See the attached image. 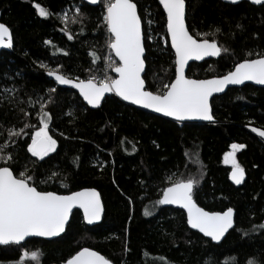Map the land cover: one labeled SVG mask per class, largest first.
<instances>
[{"label":"trees","instance_id":"trees-1","mask_svg":"<svg viewBox=\"0 0 264 264\" xmlns=\"http://www.w3.org/2000/svg\"><path fill=\"white\" fill-rule=\"evenodd\" d=\"M134 1L144 32L151 36L145 39L144 78L148 89L156 91L175 77L166 16L158 0ZM186 1L191 33L197 38L207 33L204 37L228 49L218 59L192 64L190 77L224 75L245 58L264 54V4ZM37 4L51 15L41 17ZM76 7L82 23L72 22ZM104 12L103 0L98 6L83 0H0V21L13 34V49L0 53V144L8 145L15 166L34 175L41 190L65 194L95 187L105 205L97 225H87L76 210L57 239L0 246V264H64L84 246L114 264H264V143L247 128L264 129V87L247 84L215 97L211 123L178 122L116 95L91 109L75 90L59 87L46 73L114 78L106 59L116 60L106 44ZM41 103L57 140L56 151L43 160L27 151L41 126ZM21 128L26 134L9 137L10 130ZM234 143L245 145L236 157L247 178L238 187L230 182V166L224 162ZM188 178L199 181L194 188L199 205L236 211L235 227L219 244L191 230L185 212L158 203L167 186ZM26 251L38 252V260L22 261Z\"/></svg>","mask_w":264,"mask_h":264},{"label":"snow or ice","instance_id":"snow-or-ice-1","mask_svg":"<svg viewBox=\"0 0 264 264\" xmlns=\"http://www.w3.org/2000/svg\"><path fill=\"white\" fill-rule=\"evenodd\" d=\"M237 2L238 0H232V3ZM252 2L262 4L264 0ZM90 3L95 4L97 0H90ZM159 4L167 13V33L171 38V48L175 50V78L163 84L162 88L148 90L149 86H146L142 77V73L147 74L144 41L150 40L151 36L142 31V17L138 14V6L134 0H103L105 12L102 22L108 34L106 44L117 58L115 61L111 56L106 59L110 62L109 67L117 74L115 78L105 73L102 79L90 76L86 80L77 78L74 81L55 71H49L48 75L53 76L61 85H71L78 89L83 99L94 107L100 105L106 93L114 92L125 101L153 109L176 120L200 118L211 121L213 116L210 98L214 93H221L229 85H240L246 81L264 85V54L258 55V58H245L222 76L211 79L188 78L185 75V65L189 60L220 56L222 51L227 52L228 49L218 46L216 40L201 39L190 34L186 26V0H159ZM35 7L41 17L51 15L39 4ZM81 17L80 8L76 7L72 22L82 23ZM62 18L68 20L66 12ZM147 23L150 25L151 21ZM220 31V28L215 30L216 33ZM72 38L68 34V39ZM0 47H13L10 29L4 23H0ZM92 55L95 57V52ZM41 67L46 66L41 64ZM45 107V103L40 104L42 126L32 134L31 143L27 146V151L41 160L57 148V140L49 134L51 116L44 111ZM252 130L257 131L255 128ZM22 134H26L23 128L8 132L10 138ZM258 134L264 137V131H259ZM231 147L233 151L226 153L225 163L232 164L231 179L240 185L245 178V169L236 161L235 151L245 145L234 143ZM7 148V144H0V246L20 245L32 236H58L65 231L74 208L83 210V217L89 224L101 219L104 207L100 193L95 188L69 194L41 190L34 175L27 170H18L14 157ZM198 183L193 178L176 180L163 190V196L158 203L180 205L187 210V224L192 229H198L212 241L220 242L229 229L233 228L234 209L228 207L224 211H208L199 206L194 199V188ZM150 214L145 211V215ZM25 258L36 261L38 252L26 251L21 260ZM64 264H110V261L99 252L85 247L64 261Z\"/></svg>","mask_w":264,"mask_h":264},{"label":"water","instance_id":"water-1","mask_svg":"<svg viewBox=\"0 0 264 264\" xmlns=\"http://www.w3.org/2000/svg\"><path fill=\"white\" fill-rule=\"evenodd\" d=\"M83 1H84L86 4L90 5V6H98V5L100 4V2H101V0H97V3L93 4V3H90V0H83ZM221 1H223V2H225V3H228V4H238V3L242 2V1H248V2H250V3L253 4V5H263V4H264V3H262V4H254V3L252 2V0H238L237 3H232V0H221ZM134 2H135V1H134ZM158 2H159V0H158ZM137 6H138V5H137ZM160 6H161L162 9H163V6H162L161 4H160ZM163 11H164L165 16H166V31H167V13H166V11H165L164 9H163ZM138 14H140V13H139V8H138ZM0 23H3V22L0 21ZM4 24H5V23H4ZM5 25H6V24H5ZM6 26L9 27L8 25H6ZM186 26L188 27V23H187V1H186ZM9 29H10V27H9ZM188 29H189V27H188ZM142 31L144 32V26H143V23H142ZM10 32H11V35H12V38H13V34H12L11 29H10ZM189 32H190V34H192L190 30H189ZM167 36H168V40H169V43H170V46H171V38H170V35H169L168 33H167ZM209 40H210V39H209ZM216 42L218 43V46H220L219 42H218V41H216ZM144 44H145V41H144ZM220 47H221V46H220ZM145 48H146V47H145ZM12 49H13V47H11V48L0 47V53H1L3 50L11 51ZM171 49H172V51H173V53H174V55H175V50H174L173 48H171ZM111 51H112V50H111ZM112 54H113L114 57H115L114 52H112ZM145 55H146V53H145ZM220 56H221V55H220ZM220 56H208V57H205V58L202 59V60H195V59L189 60L188 63L185 65V75H186L188 78H191V79H211V78H213V77H218V76H213V77H209V78H194V77H190V76L188 75V71H189V67H190L192 64H194V63H202V62L207 61V60L218 59ZM257 58H258V57H257ZM115 59H117V58L115 57ZM240 62H242V61H240ZM146 69H147V62L145 61V70H146ZM232 70H233V69H232ZM48 72H49V71H48ZM48 72L46 73L47 76H48L49 78L53 79L59 87H62V88H69V89H73V90H75V91L77 92V94L79 95V97L82 99V101L85 103V105L88 106V107L91 108V109H97V108H100V107L102 106V104L104 103L105 99H106L108 96L116 95L114 92H113V93H106L105 96H104V98L102 99L100 105L94 107V106H92V105H89V104L83 99V97L79 94V90H78V89L72 87L71 85H61V84H59V83L55 80V78H54L53 76H49V75H48ZM55 72H57L58 74L64 75V74L61 73V72H58V71H55ZM113 75H114V78L117 76V74H116L114 71H113ZM224 75H225V74H224ZM64 76H65L66 78H71V77H69V76H67V75H64ZM144 76H145V74L142 73V77H143V78H144ZM220 76H222V75H220ZM174 78H175V77H174ZM71 79H73L74 81L77 80V79H75V78H71ZM144 79H145V78H144ZM81 80H83V79H81ZM247 84H251V85H254V86H257V87H264V85L258 84V83L254 82V81H246L245 83L240 84V85H229V86H227V87L225 88V90H224L223 92H221V93H214V94H213V97L210 98L211 114H212V116H213V120H211V121H209V120H204V119H200V118H192V119H186V120H176V119L173 118V117L165 116V115L162 114V113H157V112H155L153 109H148V108L143 107L142 105H136V104H133V103H131L130 101H125V100H123V99H122L121 97H119L118 95H116V96L119 97L122 101H124V102H126V103H128V104H131V105L136 106V107H138V108H141V109L147 110V111L152 112V113H154V114H157V115H160V116H163V117H166V118H169V119H172V120L178 121V122L211 123V122H214V121H215V117H214V113H213V106H212V101H213V99H214L215 97H217V96H220V95L225 94V93L228 91V89H230V88L243 87L244 85H247ZM146 86H147V84H146ZM148 90H150V89H148ZM247 128H248L253 134H255L258 138H260V139L264 142V137H261V136L258 134L259 131H264L263 128L256 127V126H252V125L247 126ZM253 128L257 129V131L254 132V131L252 130ZM231 173H232V169H231L230 174H229V180H230V182H231L233 185H235V186H237V187H238V186H241V185L245 182V180H246V178H247V174H246V172H245V178H244L243 182H242L240 185H237V184H235V182L231 179ZM169 186H170V185H169ZM169 186H167V187H169ZM86 188H95V187H84V188H81V189H78V190H75V191H80V190H83V189H86ZM95 189L100 193V191H99L97 188H95ZM72 192H74V191H72ZM59 194H64V193H59ZM65 194H69V193H65ZM162 196H163V194H162ZM162 196H161V198H162ZM100 197H101L102 205H103V207H104V212L102 213L101 219H100L99 221H95V222H93V223H91V224H89V223L84 219V217H83L85 223H86L87 225H89V226H94V225L99 224V223L101 222L103 216H104V213H105V205H104V202H103V199H102V195H101V193H100ZM195 201H196V200H195ZM196 202H197V201H196ZM197 204H198V202H197ZM161 205H162V204H161ZM198 205H199V204H198ZM162 206H163V207L178 208V209L182 210L183 212H185V214H186V218H187V210L184 209L183 207H181L180 205H176V204H163ZM199 206H201V205H199ZM201 207H202V206H201ZM203 208H204V207H203ZM233 209H234V208H233ZM76 210H77V211H80V212L82 213V216H83V210H82V209L74 208L73 211H72V213L70 214L69 222H68V224L66 225V227H65V231H64L63 233H60V234H59L58 236H56V237H50V238L37 237V236L28 237V238L25 239V241L21 242V244H23V243H25L26 241H28V240H30V239H33V238H39V239H44V240H54V239H57V238L61 237L62 235L65 234V232H66V230H67V228H68V225H69V223H70V221H71L72 215H73V213H74ZM205 210H207V209H205ZM208 211H210V210H208ZM235 215H236V211H235V209H234V224H233V228L235 227ZM187 225H188V224H187ZM188 227H189L191 230L196 231V232H198L199 234H201L202 236H204V234L201 233V232H199L198 229H192V228L190 227V225H188ZM233 228L229 229V231L225 234V237L222 238V240H221L220 242L212 241L210 237H206V236H204V237L210 239V240H211L213 243H215V244H219V243H221V242L226 238V236L228 235V233H229ZM85 247L90 248V249H92L93 251H97V252H99L98 250H96V249H94V248H92V247H89V246H84V247H82V248H85ZM82 248H81V249H82ZM81 249H79V250H81ZM79 250H78V251H79ZM99 253H100L101 255H103L106 259H108L104 254H102L101 252H99ZM109 261H110V264H114V262H112L111 260H109Z\"/></svg>","mask_w":264,"mask_h":264},{"label":"rangeland","instance_id":"rangeland-1","mask_svg":"<svg viewBox=\"0 0 264 264\" xmlns=\"http://www.w3.org/2000/svg\"><path fill=\"white\" fill-rule=\"evenodd\" d=\"M199 38L203 39V38H206V37H204V36H202V35H199ZM41 126H42V125H41ZM41 126H40V127H41ZM40 127H39V128H40ZM39 128H38V129H39ZM38 129H36V130H38ZM49 134H50V132H49ZM231 146H232V145H231ZM240 150H241V149H238V150L235 151V157L237 156V153H238ZM232 151H233V149H232V147H230V150L228 151V153H229V152H232ZM51 153H52V152H51ZM236 161L238 162L237 157H236ZM224 162H225V159H224ZM238 163H239V162H238ZM226 164H227L228 166H230L231 168L233 167L231 163H226Z\"/></svg>","mask_w":264,"mask_h":264},{"label":"flooded vegetation","instance_id":"flooded-vegetation-1","mask_svg":"<svg viewBox=\"0 0 264 264\" xmlns=\"http://www.w3.org/2000/svg\"><path fill=\"white\" fill-rule=\"evenodd\" d=\"M242 149H243V148H242ZM242 149H241V150H242ZM241 150H240V151H241ZM232 168H233V167H232ZM232 168L230 167V171H231ZM243 168H244V167H243ZM244 169H245V168H244ZM245 172H246V170H245ZM246 174H247V172H246Z\"/></svg>","mask_w":264,"mask_h":264},{"label":"bare ground","instance_id":"bare-ground-1","mask_svg":"<svg viewBox=\"0 0 264 264\" xmlns=\"http://www.w3.org/2000/svg\"><path fill=\"white\" fill-rule=\"evenodd\" d=\"M260 139V138H259ZM261 140V139H260ZM262 141V140H261ZM263 142V141H262ZM264 143V142H263ZM229 174H230V172H229Z\"/></svg>","mask_w":264,"mask_h":264}]
</instances>
